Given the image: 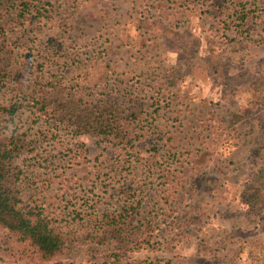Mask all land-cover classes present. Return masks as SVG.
<instances>
[{"label": "rangeland", "instance_id": "rangeland-1", "mask_svg": "<svg viewBox=\"0 0 264 264\" xmlns=\"http://www.w3.org/2000/svg\"><path fill=\"white\" fill-rule=\"evenodd\" d=\"M51 1H59L61 14L35 26L44 52L35 49L32 55L46 61L45 73L31 69L24 51L2 56L0 107L19 103L24 108L13 123H3L0 139L20 140L11 180L19 206L42 212L69 239L61 264H99L121 251L102 219L124 206L131 186L138 200L149 191L140 217H153L157 228L155 247L134 257L150 264H264V214L254 195L264 171V106L255 102L247 83H264V42L247 39V46H239L234 39L243 35L235 24L228 36L223 31L224 20L235 11L231 3L244 1L260 16H249L256 25L249 33L264 41V0ZM185 3L202 14L189 11L184 23L207 44L192 65L169 43L153 38L177 25L170 15ZM145 15L153 16L151 23ZM133 36L136 46L121 43ZM50 38L56 40L52 46L39 43ZM90 68L99 78L83 79ZM55 76L60 84L50 100L60 95L66 109L82 111L108 100L125 115H135L142 135L138 146L150 149L138 162L125 155L135 169L116 173L115 148L84 132L73 135L63 116L46 121L29 108L26 94ZM153 147L165 158L158 159ZM7 234L0 227V264H33L6 252Z\"/></svg>", "mask_w": 264, "mask_h": 264}, {"label": "trees", "instance_id": "trees-1", "mask_svg": "<svg viewBox=\"0 0 264 264\" xmlns=\"http://www.w3.org/2000/svg\"><path fill=\"white\" fill-rule=\"evenodd\" d=\"M163 1L157 0L158 4H162ZM57 3L59 5V1L53 4L51 0H0V91L2 74L4 73L1 66L2 56L7 53L16 57L18 52H26L23 56L28 57V61L32 62L31 69H37V72L41 74L45 73L46 61L41 62L32 58L35 49H41V52H44L41 48L42 46L37 43L39 36L37 33L38 29H35V26L41 24L44 20H49L55 13L61 14ZM70 3L77 4L78 0H70ZM201 4L203 5V3ZM231 4L235 6V11L224 20V36H228L227 32H230L231 28L237 27L238 31L243 35L240 40L237 38L234 39L239 46H247V42L252 44H261V42H264L261 36L260 41H257L252 39L249 33L256 28L255 24H250L249 16L253 15L254 20L259 19L260 16L257 15V10H252L248 7V2L244 1H240L239 4H234V2ZM147 6L148 8H157L158 10L166 7V5L156 7L149 3H147ZM183 6L184 8H182ZM72 8L76 10V8ZM196 8V5L187 7L186 3L181 4V7L174 8V12L170 15V20L177 19V25L166 27L163 38L160 35L153 37L158 42L164 41L166 44L169 43L171 49L176 54L186 56V61L191 65L194 64L195 59L199 58V50L207 46L206 43L202 42L186 26L191 16L188 13L189 11L193 15L201 13L193 11ZM219 8H225V11L229 12L228 7L223 4H220ZM202 9L205 10V13H208L206 9ZM71 11L74 12L72 9ZM145 16L148 24L151 23L153 16ZM68 17L69 15L66 18ZM233 25L236 27H233ZM120 36L121 33H118V39L121 38ZM134 37L127 38L121 43L127 46H136ZM234 40L231 39L230 42L235 43ZM54 42H56L54 38H50L48 41H44L43 39L39 41V43H46V45L51 46ZM42 53L39 52V55ZM211 53L214 55L215 51L212 50ZM43 59L45 58L43 57ZM35 62L37 67L33 65ZM209 67H211V64ZM92 70L90 68L83 73L84 80L99 78L97 75L98 70L95 72ZM54 78L56 76L52 77L48 82L41 81L38 89L30 90L26 94L25 100L28 101L29 108L41 115V117L47 119L46 121L51 118L63 116L64 118H61L62 124H70L71 129L74 130L72 132L73 135H81L84 132L90 137L98 139L100 144L106 145V148H115L117 157L113 168L115 171L120 170L118 172L116 171V173L135 169V166L132 164L133 162L127 160L125 155L133 158L134 162H138L144 157V153H149L150 151V149L138 146L142 135L138 133L140 123L134 120L136 119L134 117L135 115H125L124 112H120L119 108L108 100L98 104L92 103L82 111H73L70 108L66 109L62 105V102L65 100L60 95L54 101L50 100L51 92L53 94L55 87H58V84H60V81H55ZM247 83L250 89L256 94L255 102L260 107L264 106V83L256 79H249ZM49 87L53 88L52 91H49ZM19 101L20 99L17 102ZM50 102L53 103L51 104ZM54 102L58 103V107H55ZM20 108H24V105L19 106V103H14L9 107H0V138L6 129L3 123H13L16 115L21 110ZM60 112H66V114L61 115L62 113ZM4 113L7 114L9 119H5L3 116ZM19 145L20 140L15 136L10 138V143H5L0 139V227L8 232L4 249L16 257L18 261L33 264H61V258L68 248L69 239L58 231L53 226L52 220L48 216H44L42 212H37L35 209L27 210L19 206L21 200L18 198L16 189H13L14 183L11 182L13 178L12 162L15 152L19 150ZM153 149L158 159L165 158L164 155L159 153L158 149L155 147ZM149 164L147 161L145 166L150 173L154 174V172H151L152 169L148 167ZM260 176L261 179L258 184L260 192L254 191V195L256 196V200H259L256 208L261 207L264 214V171ZM149 183L153 185L152 181ZM161 184L163 185V183ZM164 184L166 183L164 182ZM178 187L183 188L182 183H178ZM128 188L127 194L129 197L124 206L115 212L105 213L102 219L103 226L117 238V248L121 249V251L111 253L109 258L102 263L96 261L99 264H150L146 260L134 257L133 255L145 249L152 248L155 244L156 220L153 217H140L144 209L142 208L144 199L147 197L149 191L146 192L144 190V197L138 200L139 195L134 190L135 187L131 186ZM256 188L254 187L253 190H256ZM97 239L99 243L105 241V238L97 237ZM92 254V257L96 260L98 258L97 250ZM88 260L91 262V259Z\"/></svg>", "mask_w": 264, "mask_h": 264}, {"label": "crops", "instance_id": "crops-1", "mask_svg": "<svg viewBox=\"0 0 264 264\" xmlns=\"http://www.w3.org/2000/svg\"><path fill=\"white\" fill-rule=\"evenodd\" d=\"M261 13H262V11H261ZM263 14H264V9H263ZM263 28H264V26H262ZM263 35H264V33H262Z\"/></svg>", "mask_w": 264, "mask_h": 264}]
</instances>
